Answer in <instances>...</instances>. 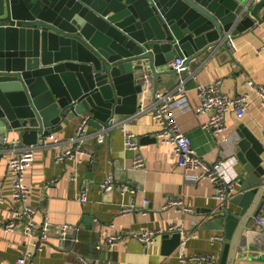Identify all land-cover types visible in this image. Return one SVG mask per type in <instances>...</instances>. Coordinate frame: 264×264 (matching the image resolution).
Returning <instances> with one entry per match:
<instances>
[{
    "label": "crops",
    "instance_id": "obj_1",
    "mask_svg": "<svg viewBox=\"0 0 264 264\" xmlns=\"http://www.w3.org/2000/svg\"><path fill=\"white\" fill-rule=\"evenodd\" d=\"M251 9L256 12L255 24L241 33L229 31L226 34L232 36L234 52L228 47L223 52L220 48L206 51L187 64V68L195 72V78H189L186 70L173 69L162 76V87L154 86L151 90L169 91L180 80L187 81V101L184 110H178L179 123L198 155L210 161L223 158L226 160L225 169L232 175L237 173L239 166L235 158L239 127L245 126L264 143V107L248 85L249 80L264 84V51L259 50L264 45V27L260 24V20H264V0H254ZM217 79L222 80L223 92L229 95L249 92L251 96L245 115L237 118L234 111L229 110L225 119L227 128L213 135L203 127L208 113L196 112V86ZM153 102L152 94L144 99L136 113L124 118L110 132L88 123L82 133L81 148L85 152L74 158L57 160L61 149L70 147L69 139L76 136L78 121L53 132L59 144H54L51 139L39 142L34 161L25 175V182L30 187L28 201L36 208L33 217L38 225L47 218L55 224L69 223L78 227L70 232L63 248L56 235L50 236L41 249H35L32 247L35 231L23 227L5 230V222L19 207L13 201V177L8 168L9 159L15 153L11 141L19 137L10 135L0 143V264H18L27 250L32 251L29 264H83L82 256L96 264H197L195 256L210 254L214 260L210 264L219 262L225 236L218 229L208 228V222L215 212L230 203L222 205L215 197L216 186L209 178L187 180L190 172L198 173L199 170H189L188 173L178 163L173 147L158 138L161 127L154 118ZM124 130L139 136L143 168H133V152L123 146ZM108 176H112L117 186L111 192H102L99 183ZM83 184L89 185L85 203L78 201ZM122 185L131 186L135 192H123ZM238 193L239 184L236 182L232 197ZM172 197L182 198L193 211L185 213L174 205L166 207ZM125 206L134 208L120 211ZM258 216H264V204ZM175 224L182 227L181 241L186 238L183 245L185 261L177 255L181 242L173 251L165 252L162 236L172 234ZM252 226L256 232L264 234V229L254 220ZM154 230L159 231L157 238L146 250L141 241L132 236L136 231ZM118 231L124 235L115 246L102 244L97 248L96 245L106 236ZM214 236L221 239L214 240ZM253 242L262 248L261 241L255 239ZM232 264H264V251L247 250L244 258H236Z\"/></svg>",
    "mask_w": 264,
    "mask_h": 264
},
{
    "label": "water",
    "instance_id": "obj_2",
    "mask_svg": "<svg viewBox=\"0 0 264 264\" xmlns=\"http://www.w3.org/2000/svg\"><path fill=\"white\" fill-rule=\"evenodd\" d=\"M253 3L0 0V143L17 135L34 144L85 115L98 128L133 115L173 72L170 61L180 57L187 66L227 32L252 27ZM237 132L239 193L208 222L225 236L217 264L264 251V234L252 226L264 204V143L245 126ZM162 237L167 253L181 242L180 231Z\"/></svg>",
    "mask_w": 264,
    "mask_h": 264
},
{
    "label": "built area",
    "instance_id": "obj_3",
    "mask_svg": "<svg viewBox=\"0 0 264 264\" xmlns=\"http://www.w3.org/2000/svg\"><path fill=\"white\" fill-rule=\"evenodd\" d=\"M264 27V20L260 22ZM223 44L229 48L231 52L235 51V46L233 44L232 36L230 35L225 42H218L215 46H210L209 52L221 48ZM259 50L264 51V45L259 48ZM169 68L176 71L186 70L189 74V78H195V72L184 66V59L176 57L174 60L168 63ZM186 80H180L178 84L169 91H164L161 89H156L153 92V106H154V118L160 124L161 130L157 133L158 138L165 144L171 145L177 155L178 163L181 164L185 170L195 171L199 170L198 173H189L186 178L187 180L198 181L202 178H209L216 186L215 197L220 200L222 205H225L229 198L232 197L234 186H235V175L230 174V172L225 169L226 160L223 158H218L215 160H206L197 154L196 150L191 145L190 137L187 135L183 127L179 123V111H183L185 108L186 98ZM222 80L217 79L213 81H208L205 83H198L196 86L198 104L195 107L198 114L208 113V119L204 123L203 127L208 128L213 135L223 132L226 126V114L229 110H233L237 118H242L243 115L248 111V106L250 104V93L245 92L237 95H229L223 92L221 89ZM250 89L254 90L256 94L261 99V103L264 107V84H257L253 80L248 81ZM90 119L89 115L83 116L77 124L76 136L69 139L70 147L66 149H61L60 155L57 160L65 158H74L80 152H85L81 148V143L83 141V131L85 126L88 124ZM122 121V120H120ZM120 121L115 123L109 122L104 124L100 129L105 132H110L115 125L119 124ZM121 123V122H120ZM122 126L125 123L122 122ZM45 139H51L54 144H59V139L54 133H49L42 135L38 142L34 144H25L21 139H13L11 141L12 149L15 153L10 157L8 162V168L12 173V197L15 204L19 207L13 210L11 217L5 222V230L13 231L19 227H23L28 231H35V239L32 242V247L35 249H41L47 239L56 235L58 240H60V247L63 248L66 245L69 234L73 230H77L78 227L69 223L55 224L50 222L47 218L44 219V223L38 225L34 220V214L36 208L29 203V193L30 187L25 182V175L29 167H31L35 152L39 147V142ZM123 146L133 152L132 165L133 168L139 169L143 168L144 158L140 151V138L135 132L124 130L123 132ZM117 184L113 180L112 176H108L99 183V188L102 192H111L116 188ZM121 190L123 192H135V190L128 185H122ZM89 185L83 184V187L78 196V201L85 203L88 198ZM147 202L146 200H144ZM172 205L178 207L181 212L190 213L193 211L192 207L185 204L184 200L180 197H172L168 200L166 207H172ZM134 206H125L120 209V211L126 212L131 211ZM255 223L264 229V216H256ZM173 231H180L183 233L182 227L180 225H173ZM159 231H142L134 232L132 236L138 238L143 244L144 250L148 248L149 245L153 244L156 235ZM123 233L118 231L111 235H108L104 240L100 241L96 246L100 248L102 244L109 246H115L120 239L123 237ZM214 240L221 239L220 236H214ZM184 240V241H183ZM181 241L182 247H179L177 255L181 261H185V255L183 251V245L185 244L186 238ZM32 256V251L27 250L25 254L19 258L18 264H29ZM197 264H210L212 263L213 256L210 255H197L194 257ZM83 264H96L93 260L88 257H81Z\"/></svg>",
    "mask_w": 264,
    "mask_h": 264
}]
</instances>
